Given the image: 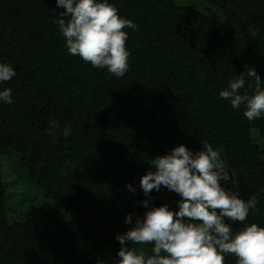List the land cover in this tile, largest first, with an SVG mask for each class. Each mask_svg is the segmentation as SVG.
Returning a JSON list of instances; mask_svg holds the SVG:
<instances>
[{
	"label": "trees",
	"instance_id": "16d2710c",
	"mask_svg": "<svg viewBox=\"0 0 264 264\" xmlns=\"http://www.w3.org/2000/svg\"><path fill=\"white\" fill-rule=\"evenodd\" d=\"M203 1L215 12L181 0H108L138 26L124 29L129 69L117 78L69 54L56 0H0V63L16 72L0 82L12 90V103L0 101V264H115L117 235L152 207L178 211V194L162 186L148 198L139 185L152 159L180 144H211L233 177L222 186L257 197L245 222L225 221L234 232L264 227V116L249 121L245 106L219 96L241 73L240 94L251 95L250 68L264 82V0L246 17L229 0ZM2 159L11 169L16 161L31 192L17 220ZM126 243L151 254L152 245Z\"/></svg>",
	"mask_w": 264,
	"mask_h": 264
},
{
	"label": "clouds",
	"instance_id": "9594fccd",
	"mask_svg": "<svg viewBox=\"0 0 264 264\" xmlns=\"http://www.w3.org/2000/svg\"><path fill=\"white\" fill-rule=\"evenodd\" d=\"M65 19H59V31L65 39L70 55L82 58L96 68H107L117 78L129 69L130 53L125 47L128 33L125 28L137 30L130 19L122 18L118 9L108 0H56ZM55 22V21H54ZM16 75L8 63H0V82H7ZM248 92L240 94L245 87V75L241 73L231 80L219 96L230 101L233 109L245 106L243 115L253 121L264 116V82L254 68L247 71ZM0 101L12 103V90L0 91ZM51 122L49 134L54 135ZM71 134L65 127L63 135ZM154 170L147 171L140 179L145 197L159 191L163 186L179 195L178 211L167 204L147 210L142 219L124 234L115 238L121 247L115 264H224V254H234L237 264H264V227L250 223L233 231L226 220L245 222L249 210L255 209V195L248 200L238 192L226 190L221 181H232V174L221 160V154L208 143L202 150L193 152L180 144L165 155H157L151 161ZM234 185V184H233ZM133 193L131 184L126 185ZM143 206L148 208L149 199ZM132 223L131 214L125 220ZM132 245H152L151 254L129 248Z\"/></svg>",
	"mask_w": 264,
	"mask_h": 264
},
{
	"label": "rangeland",
	"instance_id": "374dc122",
	"mask_svg": "<svg viewBox=\"0 0 264 264\" xmlns=\"http://www.w3.org/2000/svg\"><path fill=\"white\" fill-rule=\"evenodd\" d=\"M148 3H153L155 0H144ZM183 3H189L196 6L198 9L205 13H214L215 8L203 0H181ZM228 3L232 8L237 10L243 17H246L247 14L257 5V0H229ZM11 166L8 165L5 159L1 160V172L2 179L7 185V192L11 193L9 199V205L11 210L15 211V220L18 219V214L27 209V204H21V199L24 197L30 196L31 192L25 189V180L22 177V172L17 168L16 161ZM21 177L23 179H21ZM41 200V199H40Z\"/></svg>",
	"mask_w": 264,
	"mask_h": 264
}]
</instances>
